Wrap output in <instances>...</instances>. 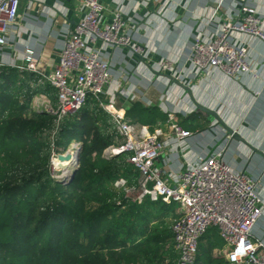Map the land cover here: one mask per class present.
<instances>
[{
    "label": "trees",
    "instance_id": "obj_1",
    "mask_svg": "<svg viewBox=\"0 0 264 264\" xmlns=\"http://www.w3.org/2000/svg\"><path fill=\"white\" fill-rule=\"evenodd\" d=\"M30 80L16 68L0 67V264H174L170 224L179 216L178 204L124 197L115 181L135 184L139 173L125 154L104 155L117 141L105 130L108 115L96 99L88 98L51 138L54 115L35 108L32 98L55 89L32 87ZM130 116L149 126L166 119L155 107L135 108ZM209 122L202 113L179 121L190 130ZM73 141L80 150L72 179L50 177L51 142L65 151ZM223 246L210 227L192 264H228L214 252Z\"/></svg>",
    "mask_w": 264,
    "mask_h": 264
},
{
    "label": "built area",
    "instance_id": "obj_2",
    "mask_svg": "<svg viewBox=\"0 0 264 264\" xmlns=\"http://www.w3.org/2000/svg\"><path fill=\"white\" fill-rule=\"evenodd\" d=\"M20 1L0 0V67L34 72L37 79L31 85L46 83L54 87L57 104L51 111L54 120L50 137H54L65 119L76 113L88 98H95L108 113V132L117 141L105 148L104 155L125 154V160L139 173L135 184L126 185L124 178L115 181V185L122 186L124 197L135 202L148 197L178 204L179 216L170 224L177 252L174 264L194 262L199 239L210 227H216L224 241L220 252L228 264H264V243L252 239L253 228L262 214V200L255 180L224 161L221 146L199 154L176 171H164L156 163L158 158L166 149L181 154L191 132L171 116L170 132L165 135L159 127L151 130L129 121L123 110L114 107L113 100L107 104L101 100L111 78V64L104 56L105 49L127 46L132 53L142 56V48L131 41L126 31L122 11L114 9L111 18L105 20L106 8L101 0H78L82 15L67 32L54 68L45 74L38 70L30 49H26L24 64L2 59L18 18ZM52 8L58 13L65 12L62 4H54ZM236 33L264 42L263 22L253 7L241 6L237 18L232 22H219L210 38L200 32L193 35L189 54L193 72L216 68L234 79L243 73L255 72L248 45L237 40ZM154 68L176 77L170 61H161ZM78 146V142H72L65 151ZM51 151L53 158L57 154L53 142Z\"/></svg>",
    "mask_w": 264,
    "mask_h": 264
},
{
    "label": "crops",
    "instance_id": "obj_3",
    "mask_svg": "<svg viewBox=\"0 0 264 264\" xmlns=\"http://www.w3.org/2000/svg\"><path fill=\"white\" fill-rule=\"evenodd\" d=\"M101 1L106 8L103 13L105 20L111 18L114 9H120L131 41L142 48V56L132 53L127 46L105 49L104 56L111 64V78L104 87L101 100L104 104L113 100L114 107L123 110L129 121L135 108H157L166 115V119L152 126L142 125L151 130L159 127L165 135L170 132L171 116L184 128L179 123L181 119L195 113L206 115L210 120L207 127L186 129L191 135L186 139L187 146L181 154L166 149L156 163L164 171H176L186 162L194 161L199 154L221 146L224 161L256 182L262 200V214L253 228L252 239L264 243V157L250 147L264 148V42L245 33L235 34L237 40L248 45L250 62L256 68L255 72L243 73L237 79L216 68L194 73L189 61L193 35L200 32L205 38H210L219 22H232L243 5L253 7L264 26V0ZM54 4H62L65 12H55ZM79 8L78 0H21L18 18L3 49L2 59L24 64L26 49H30L38 70L48 74L56 64L67 32L82 15ZM165 60L175 67L176 77L173 78L190 86L194 101L216 110L244 141L229 140L224 129L196 106L181 85L168 78L165 75L168 73L154 68ZM22 72L31 78L30 85L35 82L32 78L34 72L23 70L19 73ZM51 94L56 96L55 90L53 93L39 91L34 94L32 104H36L34 97L39 95L48 104L37 109L53 111L57 99H49Z\"/></svg>",
    "mask_w": 264,
    "mask_h": 264
},
{
    "label": "water",
    "instance_id": "obj_4",
    "mask_svg": "<svg viewBox=\"0 0 264 264\" xmlns=\"http://www.w3.org/2000/svg\"><path fill=\"white\" fill-rule=\"evenodd\" d=\"M165 75H166L168 78H170L171 80H173L174 82H176L177 84L181 85V86L187 91V93L189 94V96L193 99L192 94H191V90H190V86H188V85H184V84H181L180 82H178V80H176L175 78H173V77H172L171 75H169V74H165ZM193 101H194V99H193ZM194 103L196 104V106H197L200 110L206 112V114H207L208 116H210L212 119H214L215 124L220 125V126L224 129V131H225V136H227L229 140L235 139V140L244 141V139L240 136V134H239L236 130H234V129H232L231 127H229V126H228V125L222 120V118L217 114L216 110H212V109H210V108H207V107H205V106H203V105H201V104H199V103H197V102H195V101H194ZM250 147H251V149H252L253 151H256V152L260 153V154L263 155V157H264V148H263V150H257V149H255V148L252 147V146H250ZM79 150H80V147H79V146L74 150V156H73L74 160H73V163H72V169L69 171V174H68L67 179L64 180L63 177H65V176L63 175L60 179L57 178V180L62 181V182H67V181H69V180L72 179V177H73V175H74V173H75V170H76L77 167H78V153H79ZM56 156H57V158H58L59 160H68V159H70V157H71V155H70L67 151H65V152H63V153H57Z\"/></svg>",
    "mask_w": 264,
    "mask_h": 264
},
{
    "label": "rangeland",
    "instance_id": "obj_5",
    "mask_svg": "<svg viewBox=\"0 0 264 264\" xmlns=\"http://www.w3.org/2000/svg\"><path fill=\"white\" fill-rule=\"evenodd\" d=\"M49 99H51V98H49ZM34 102L36 103V104H34L35 108H43L44 104H46V105L48 104V103H45L44 102V98L40 97L39 95L34 97ZM73 142H75V141H73ZM79 147H80V143H79ZM55 153H59V151L55 150ZM51 156H52V151L50 150V153H49V156H48V163H49L48 168H49L50 177H53L55 179H57V178L60 179L64 175L65 177H63V179L66 180L67 177H68L69 171L72 169V165H70L68 172L66 174H63L61 170H55L54 169ZM220 250L215 249L214 250L215 254L222 255Z\"/></svg>",
    "mask_w": 264,
    "mask_h": 264
},
{
    "label": "bare ground",
    "instance_id": "obj_6",
    "mask_svg": "<svg viewBox=\"0 0 264 264\" xmlns=\"http://www.w3.org/2000/svg\"><path fill=\"white\" fill-rule=\"evenodd\" d=\"M68 153L71 155L68 160H59L57 156H53L52 163L55 170H61L63 174H66L69 170L70 165L73 163L74 150H68Z\"/></svg>",
    "mask_w": 264,
    "mask_h": 264
}]
</instances>
